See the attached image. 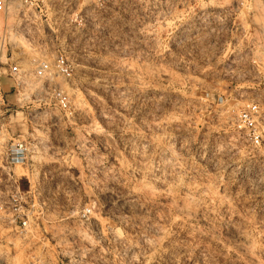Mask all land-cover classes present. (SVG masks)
Listing matches in <instances>:
<instances>
[{
    "label": "rangeland",
    "instance_id": "rangeland-1",
    "mask_svg": "<svg viewBox=\"0 0 264 264\" xmlns=\"http://www.w3.org/2000/svg\"><path fill=\"white\" fill-rule=\"evenodd\" d=\"M120 14L69 47L13 49L27 70L62 51L75 76L51 83L68 111L2 81L0 264H264V144L232 125L253 102L264 115V0Z\"/></svg>",
    "mask_w": 264,
    "mask_h": 264
},
{
    "label": "built area",
    "instance_id": "built-area-1",
    "mask_svg": "<svg viewBox=\"0 0 264 264\" xmlns=\"http://www.w3.org/2000/svg\"><path fill=\"white\" fill-rule=\"evenodd\" d=\"M137 1L142 0H0V97L4 78L15 80L19 90L37 83L38 87L32 93L49 91L50 100L60 110H71L69 93L51 85L56 77L68 82L74 80L75 69L68 56L62 51L49 56L40 50L39 58L32 60L33 68L27 70L22 66L25 55L16 56L13 49L69 47L82 39L74 33L88 30L96 22L92 18L94 15L122 14L129 4ZM263 123L261 108L253 102L240 110L232 125L257 148L264 144ZM29 151L26 142L14 144L6 153V163L23 166Z\"/></svg>",
    "mask_w": 264,
    "mask_h": 264
},
{
    "label": "bare ground",
    "instance_id": "bare-ground-1",
    "mask_svg": "<svg viewBox=\"0 0 264 264\" xmlns=\"http://www.w3.org/2000/svg\"><path fill=\"white\" fill-rule=\"evenodd\" d=\"M13 41H14V42H16L17 40H16V41H15V40H13ZM18 41L20 42V40H18ZM33 84H35V83H32V85H33ZM36 84H37V83H36ZM17 167H18V166H17Z\"/></svg>",
    "mask_w": 264,
    "mask_h": 264
}]
</instances>
